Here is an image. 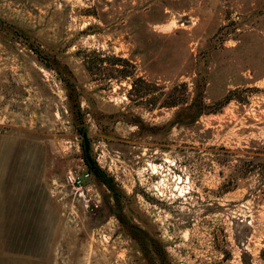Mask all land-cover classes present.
Segmentation results:
<instances>
[{
    "label": "rangeland",
    "instance_id": "rangeland-1",
    "mask_svg": "<svg viewBox=\"0 0 264 264\" xmlns=\"http://www.w3.org/2000/svg\"><path fill=\"white\" fill-rule=\"evenodd\" d=\"M0 264H264V0H0Z\"/></svg>",
    "mask_w": 264,
    "mask_h": 264
},
{
    "label": "built area",
    "instance_id": "built-area-1",
    "mask_svg": "<svg viewBox=\"0 0 264 264\" xmlns=\"http://www.w3.org/2000/svg\"><path fill=\"white\" fill-rule=\"evenodd\" d=\"M89 178L90 173L87 169H72L66 171L63 180L70 189H73L77 194L83 195L84 187L87 185Z\"/></svg>",
    "mask_w": 264,
    "mask_h": 264
},
{
    "label": "trees",
    "instance_id": "trees-1",
    "mask_svg": "<svg viewBox=\"0 0 264 264\" xmlns=\"http://www.w3.org/2000/svg\"><path fill=\"white\" fill-rule=\"evenodd\" d=\"M115 60H118V63H120V61L122 60L120 57H116ZM171 105L175 104V102L173 103H169ZM180 110H176L174 112V115H173V118H177L178 117V113H179ZM195 116V113L194 114H191L190 115V120L193 119ZM81 132L83 133V130H81ZM84 160L87 164V167L88 169H90L95 175L97 176H100V175H103V172L101 171V169L96 165L94 159L92 157H90V155L88 154L87 152V147H86V144L84 145Z\"/></svg>",
    "mask_w": 264,
    "mask_h": 264
},
{
    "label": "bare ground",
    "instance_id": "bare-ground-1",
    "mask_svg": "<svg viewBox=\"0 0 264 264\" xmlns=\"http://www.w3.org/2000/svg\"><path fill=\"white\" fill-rule=\"evenodd\" d=\"M155 167V165H153V168ZM156 168V167H155Z\"/></svg>",
    "mask_w": 264,
    "mask_h": 264
}]
</instances>
